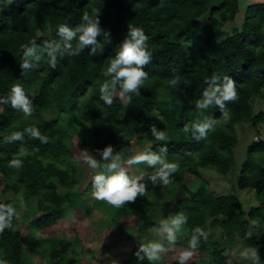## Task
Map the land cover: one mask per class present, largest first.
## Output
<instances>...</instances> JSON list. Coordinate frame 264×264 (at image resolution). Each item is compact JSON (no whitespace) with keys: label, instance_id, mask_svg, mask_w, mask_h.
Wrapping results in <instances>:
<instances>
[{"label":"trees","instance_id":"trees-1","mask_svg":"<svg viewBox=\"0 0 264 264\" xmlns=\"http://www.w3.org/2000/svg\"><path fill=\"white\" fill-rule=\"evenodd\" d=\"M84 12L100 15L101 27L110 33L109 41L98 37L103 49L95 56L90 54L91 46L75 57L61 55L58 26L78 28ZM239 13V0H0V98L8 95L13 84H22L27 94L33 80L40 83L39 92L32 98L28 96L33 102L32 116L25 117L22 111L2 104L0 205H12L17 214L18 205L1 201L3 194H13L18 203L25 202V214L36 218L34 227L38 230L52 228L58 219L66 218L75 209H84L89 222L93 221L95 211L106 215L108 223L104 224L119 229L122 219L132 212L136 218L134 231L145 234L157 227L160 216L156 217L154 205L158 191L167 188L174 217L184 214L188 218L184 233L176 234L175 246L192 251L188 242L199 227L206 239L201 237L193 251L206 254L211 264H227L228 250L207 236L208 229L216 226L225 237L238 235L248 248L264 245V166L257 160L264 156V141L248 147L240 167L236 168L234 159L238 145L234 127L264 123V114L254 116L252 105L264 90V2L249 4L243 12V22L235 27ZM129 26L142 29L149 37L152 57L144 67L149 78L140 90L141 95H132L126 104L113 98L109 106L99 99V89ZM33 40L42 60L37 68L26 72L20 67L22 46ZM45 42L61 44L55 53V68L47 63ZM77 42H73L74 46ZM213 76L219 78V83L227 76L237 88L238 99L227 102L226 118H222L215 105L202 114L196 110V101L203 98L209 86L206 81ZM172 79H178L176 86L170 84ZM124 115L128 131L119 127ZM205 118L216 119L207 139L196 140L191 131H183ZM62 125L91 145L92 151L109 145L114 154L124 150V164L134 151L117 142L127 139L131 132L151 133L155 125L158 131H166L168 139L155 141L147 152L166 156L178 165V171L170 177L169 185H162L159 178L158 187L144 183L145 195L120 208L98 200L92 206L78 204L73 193L79 184L77 168L71 163L73 144ZM26 127L38 128L48 142L32 139L26 132L22 140H8L13 132H23ZM165 146L167 152L161 153L159 149ZM13 159L21 160L22 167H10ZM200 168L213 169L222 176L238 169L237 190L254 193L257 205L251 207L247 217H242L240 196L236 193L216 197L209 193L199 175ZM183 174L197 179L200 187L190 199L181 201L176 199L183 191ZM89 186L93 188V180ZM58 187L67 193L61 194ZM15 217L12 228L0 232V260L6 264H29L22 235L13 229ZM256 229H261V235ZM44 244V259L50 264H77L70 257V243L51 237ZM135 252L133 261L123 264H137ZM156 264L166 263L160 259Z\"/></svg>","mask_w":264,"mask_h":264},{"label":"clouds","instance_id":"clouds-1","mask_svg":"<svg viewBox=\"0 0 264 264\" xmlns=\"http://www.w3.org/2000/svg\"><path fill=\"white\" fill-rule=\"evenodd\" d=\"M81 21V25L76 29L65 24L58 26L57 34L61 37L63 45L61 55L66 54L67 56L75 57L91 46L90 54L95 56L98 51L103 49L98 37H104L109 41L110 33L101 27L99 14L91 16L88 12H84ZM129 29L126 37L120 43L116 55L110 59V64L104 73L106 79L100 85L99 99L109 106L113 104L117 89H119L118 95L120 98L130 100L132 95H141L140 90L149 78V74L144 70V67L149 64L152 57L147 44L149 37L140 28L129 26ZM74 41H78L75 46ZM45 44L49 57L47 63L52 68H55L57 64L55 53L61 49V44L53 45L48 42H45ZM22 47L23 57L20 67L26 72H30L37 68L42 60V55L38 52L35 40L31 41L30 45H23ZM178 82V79H172L170 84L176 86ZM206 83L209 86L204 90L203 98L196 101V110L202 114L205 110L215 105L221 111L222 118H226L227 102H234L238 99L235 83L227 76L224 77L223 83H219V78L216 76L211 77ZM0 104L10 105L12 109L22 111L25 117L33 115V102L20 83L11 86L8 95L0 98ZM215 122L216 119L205 118L202 121L198 120L192 123L190 128L185 127L183 131H191L193 138L196 140L207 139L208 133ZM25 132L32 139L40 140L41 143L48 142V138L42 135L41 131L36 127H26L23 132H13L8 137V140H22ZM151 134L158 141H166L168 139L166 131H158L155 125L151 127ZM123 151L114 154V148L111 145L103 150L97 149L100 157L99 161L89 154L87 150L82 151L83 160L96 173L93 178V198L98 201H104L116 208H120L127 202H135L137 197H143L146 192V185L140 182L144 180V175L130 176L124 167L122 160ZM159 151L166 153L167 147H162ZM127 163L129 165L146 164L148 167L154 168L155 174L149 177L153 184L158 182V178L162 185L171 184L172 180L170 177L178 171L176 163L169 162L166 156L156 152L137 154L129 159ZM22 165L23 162L21 160L13 159L10 161L9 166L19 169ZM15 215L16 211L12 205H0V232H3L6 228H12V219ZM187 219L184 214L170 219H161L159 225L154 227L152 231L162 240H166L169 245H173L177 239L176 234L187 223ZM248 235L250 236V233ZM201 237L206 239V234L201 228H195L188 242L189 248L192 250L196 249ZM164 251V245L159 240H150L148 243L142 244L139 250L135 252V256L138 258L137 264H141L145 260L149 264H156V262L160 261L161 254ZM191 255V251L181 253L178 264H185ZM240 256L242 259L250 261L251 264H261L258 250L255 247L245 248L240 253ZM0 264H6V262L0 260Z\"/></svg>","mask_w":264,"mask_h":264},{"label":"rangeland","instance_id":"rangeland-1","mask_svg":"<svg viewBox=\"0 0 264 264\" xmlns=\"http://www.w3.org/2000/svg\"><path fill=\"white\" fill-rule=\"evenodd\" d=\"M241 13H239L234 26L241 25L243 22V12H245L247 6L252 3L264 2V0H239ZM40 83L38 80H33L29 87L27 95L32 98L38 92ZM119 90L114 96L115 99L121 101L123 104L127 103V100L120 98ZM254 116L264 114V90L261 95L252 101ZM51 115L46 114V118L50 120ZM4 119V110L2 104H0V122ZM119 127L128 131L129 124L124 116L119 120ZM62 128L66 131L67 135L71 138L73 144L72 153L73 159L71 163L77 168V181L78 186L73 193L75 194L74 201L78 204L84 203L87 206L95 204L96 199L93 198V188L89 186L91 180H93L96 174L94 170L90 169L83 160V150H87L89 154L94 156L98 161L100 157L97 151L90 149L91 145L85 143L82 139L75 134L67 125H62ZM234 134L238 139V145L234 150V159L236 168L240 167L246 158V151L253 143L264 141V123L259 126H254L252 123L239 124L234 127ZM157 140L154 139L151 133L142 135L140 133L131 132L127 139H121L117 143L122 148H129L133 152V156L146 153L151 145ZM88 142V141H87ZM131 157V158H132ZM130 158V159H131ZM258 162L264 166V156L257 158ZM102 162V161H101ZM124 167L127 169L130 176L144 175V180L140 181L152 187H158V182L153 184L149 179L151 175H154L153 169L146 164H133L129 165L125 162ZM199 175L206 183L209 193L216 197H222L226 195L238 194L242 201V210L240 215L247 217L251 207L256 206L254 193L248 190H237L238 169L231 171L227 176H222L213 169H199ZM3 176L0 173V181ZM57 185V183H56ZM180 195L176 200L184 201L190 199L194 192L200 187V183L194 177L183 174V182ZM59 188L61 194L67 192ZM169 190L163 188L158 191V202L154 205V211L156 217L160 219L156 220L157 226L161 219L174 218V208L169 200ZM2 202H12L18 205L19 210L16 214L13 229L18 231L22 235L24 255L29 264H50L44 259V253L46 245L44 241L51 237H56L60 240L66 241L73 246L70 253V257L77 261V264H123L127 261H133L134 251L139 250L142 244L148 243L150 240H159L165 248V251L161 254V259L166 264H178L181 253L189 250L179 248L177 246L169 245L166 241H162L155 232L149 230L147 233H137L134 231L135 217L131 212L125 219H122L119 229H113L108 223V217L106 215L97 213L92 222L87 221L86 211L84 209L71 210L66 218H61L56 221V224L48 230H38L34 227L35 217H28L25 214V202L18 203L11 193L3 194L1 196ZM149 219L151 217L148 215ZM162 217V218H161ZM258 225V224H257ZM183 227L177 234H183ZM256 233L261 235V229H256ZM207 236L211 242L216 243L228 250L230 259L227 264H251L250 261L241 258L240 253L248 248L238 235L225 237L220 227L209 228ZM260 256L261 264H264V245L257 248ZM192 255L185 262V264H211L210 258L203 253L197 251H191Z\"/></svg>","mask_w":264,"mask_h":264}]
</instances>
